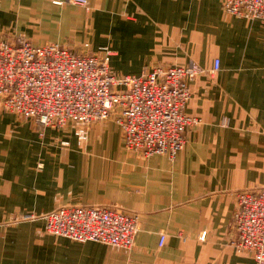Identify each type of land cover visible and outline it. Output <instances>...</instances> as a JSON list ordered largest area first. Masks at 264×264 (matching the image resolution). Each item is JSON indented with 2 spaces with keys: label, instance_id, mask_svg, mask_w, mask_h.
I'll return each instance as SVG.
<instances>
[{
  "label": "crops",
  "instance_id": "0c3cea01",
  "mask_svg": "<svg viewBox=\"0 0 264 264\" xmlns=\"http://www.w3.org/2000/svg\"><path fill=\"white\" fill-rule=\"evenodd\" d=\"M221 1L0 0V41L106 47L116 76L201 69L185 107L200 124L172 159L128 151L112 118L93 123L82 143L73 124L41 130L0 106V264H255L233 246L230 224L238 193L264 189V24L226 14ZM33 166L46 178L14 191L16 168ZM67 206L137 215L132 248L69 241L41 219L20 220Z\"/></svg>",
  "mask_w": 264,
  "mask_h": 264
},
{
  "label": "built area",
  "instance_id": "2783aa9c",
  "mask_svg": "<svg viewBox=\"0 0 264 264\" xmlns=\"http://www.w3.org/2000/svg\"><path fill=\"white\" fill-rule=\"evenodd\" d=\"M71 3L88 6L87 0ZM221 7L228 15L264 24V0H222ZM82 48L78 53L55 43L0 41L2 110L33 121L41 130L73 124L82 143L93 123L112 118L128 151L174 158L183 149L187 132L200 124V119L185 113L188 83L201 73L200 67H156L139 76H116L108 48L96 52L88 44ZM218 69L215 60L211 73ZM35 219L43 220L45 232L52 236L119 250L132 248L139 224L137 215L104 206H67L20 218ZM230 226L237 238L235 249L251 253L255 264H264V189L238 193ZM205 236L202 232L199 240ZM164 241L165 235H160V247Z\"/></svg>",
  "mask_w": 264,
  "mask_h": 264
},
{
  "label": "rangeland",
  "instance_id": "374dc122",
  "mask_svg": "<svg viewBox=\"0 0 264 264\" xmlns=\"http://www.w3.org/2000/svg\"><path fill=\"white\" fill-rule=\"evenodd\" d=\"M42 167V165L38 164L37 170L35 169V171H41ZM34 168L35 166H33L29 171L19 170V167L16 168L14 177V191H26L32 187H37V185L40 183V180H44L46 178L45 176L42 177L38 174H35ZM43 189H45L44 186Z\"/></svg>",
  "mask_w": 264,
  "mask_h": 264
}]
</instances>
